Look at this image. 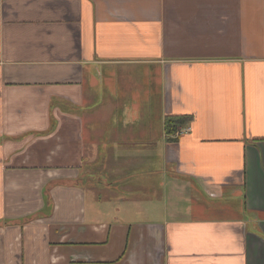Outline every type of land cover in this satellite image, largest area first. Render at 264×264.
<instances>
[{"label": "crops", "instance_id": "1", "mask_svg": "<svg viewBox=\"0 0 264 264\" xmlns=\"http://www.w3.org/2000/svg\"><path fill=\"white\" fill-rule=\"evenodd\" d=\"M0 264H264V0H0Z\"/></svg>", "mask_w": 264, "mask_h": 264}, {"label": "trees", "instance_id": "2", "mask_svg": "<svg viewBox=\"0 0 264 264\" xmlns=\"http://www.w3.org/2000/svg\"><path fill=\"white\" fill-rule=\"evenodd\" d=\"M192 120L190 116L169 115L165 118V131L168 135L175 134L183 125Z\"/></svg>", "mask_w": 264, "mask_h": 264}, {"label": "built area", "instance_id": "3", "mask_svg": "<svg viewBox=\"0 0 264 264\" xmlns=\"http://www.w3.org/2000/svg\"><path fill=\"white\" fill-rule=\"evenodd\" d=\"M190 130V127H186V128H180L177 132H178V135H181L183 133H187L188 131Z\"/></svg>", "mask_w": 264, "mask_h": 264}, {"label": "rangeland", "instance_id": "4", "mask_svg": "<svg viewBox=\"0 0 264 264\" xmlns=\"http://www.w3.org/2000/svg\"><path fill=\"white\" fill-rule=\"evenodd\" d=\"M228 203H230L231 205L235 206L234 203H231V202H228Z\"/></svg>", "mask_w": 264, "mask_h": 264}]
</instances>
